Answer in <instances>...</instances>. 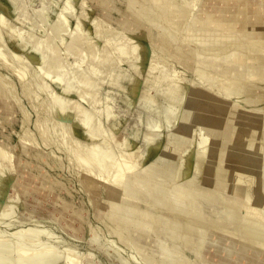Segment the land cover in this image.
<instances>
[{"label": "rangeland", "instance_id": "1", "mask_svg": "<svg viewBox=\"0 0 264 264\" xmlns=\"http://www.w3.org/2000/svg\"><path fill=\"white\" fill-rule=\"evenodd\" d=\"M150 1L149 4L151 3L153 6L157 4L158 8L161 5L165 7H161L159 12L164 11L166 8L172 9V4L178 3L180 7L188 8L191 16L181 26L175 20L178 12L175 13L174 11L172 13V21L166 19L168 16L165 13H160L161 15L158 14L159 21L152 23L143 14L148 4L140 5L133 0H0V18L2 19H0V22L4 20L1 22L2 26L4 24L2 27L4 42L1 47L8 48L10 52L12 51L11 53L16 56H13V58L15 62L17 61V65H20V63L24 64V62L29 65H23L25 68L28 67V70L25 69L24 73L22 71L21 74L15 66L12 68L13 71L11 70L10 67L14 65V61L9 65H4L5 67L1 65L2 63L0 64L1 76L3 75V78L9 80L16 91L10 97L12 100L10 108L12 109L4 110L0 108V143L8 146L6 149L13 155L8 164L13 161V166L15 167L13 170H9L6 167L0 171V176H4V179L10 176L9 183H6L5 180L0 181V216L4 212L5 214L8 213V211L3 212L4 209H2L6 205L14 206L18 219L27 215L31 217L30 213L35 214L34 217L32 215V218L38 219L34 221L40 223L36 227L31 224L33 225L31 227L38 229L41 225L42 228L48 225V229L52 230L54 236L59 237L60 240L78 243L80 246L79 251L82 253L85 263L90 261V264H114L106 254L117 257L115 255L116 250L128 258L131 255H139L141 257V252H146L145 248L147 246L150 249L149 256H156L158 251L154 250L155 247L152 246L154 241L160 239L171 242V229L168 226L169 224L163 219L162 224L157 227L159 231L157 233L152 231L154 221L161 218V216L157 217V215L161 214L152 211V209H149L150 206H145L146 203H143L141 205V215L145 219L146 226L150 227V235L142 240L141 244L144 248H141V250L138 251V248L136 250L134 248H125L129 238L132 236L122 237V239L120 237L121 234L112 233V229L104 222L108 212V206L105 203L109 195L107 190H105L107 182L104 181L105 179L98 178L92 185L86 182L84 173L79 171L80 166L77 157L81 156L80 152L85 151L92 143H102L107 135L108 150L111 151L107 154V159L110 160L111 158L112 161L115 160L116 162L121 161L123 152L134 151L139 148L138 150L143 156L141 162L137 164V168L135 165L132 169L141 171L144 168H148L149 164L155 162L157 164H167L174 166L178 170L177 176L181 172L186 171L187 176L190 178L196 176L198 179H193V181L199 183L200 180L204 179V173L198 169L197 175L195 167L199 160L198 153L205 145V143H202V139L208 138L206 144L209 146L212 139L220 140V138L215 136L216 131L212 133L209 131L206 121H202V117L208 114L207 111H195L196 108L194 106H197L198 100L203 94V92L198 94L199 91H196L198 87L199 90H205L204 92L209 94H217L218 92V96L221 98L223 96L229 102L240 105L243 111L253 113L256 109L264 110V103L257 105L248 104V101L254 99V97L256 99L263 95L264 91L262 89L242 94L234 93L224 88L222 90L218 84L221 78L219 76L220 73L211 75L210 73H198L196 70L198 63L201 64V61H196V53L199 52L202 56H210L211 54L222 56L223 54L220 52L222 48L207 46L194 35L190 37L187 34L188 29L190 26L193 29L194 26L195 29L193 30L198 32L206 23H210L209 25L212 26L220 24L221 21L218 19H210L209 21L207 15L214 13V10L228 8L230 6L229 3L224 4L222 3L223 0H174V3L173 0L172 2L170 0H157V3L156 0ZM215 14L216 17H219V13ZM233 16L237 17V13L234 12ZM100 27L104 32L101 33L102 37L98 36L101 30L99 29ZM188 36L194 38L192 39L193 41ZM122 39L126 40V44L128 43L131 49L127 47L124 49L120 45L117 48V43L121 42ZM87 42L89 44L93 43L91 47L94 48H90ZM105 45H107L108 49ZM96 47L99 49H95ZM124 50L125 52L129 51L125 53ZM56 52L58 53L57 58H55ZM91 53L96 55L94 62L89 60ZM51 56H54L52 58L54 59L53 61ZM111 56V61H113L109 63L106 59L110 60ZM103 59H105L104 61L107 64L103 62ZM95 63L98 65L103 63V65L97 68ZM219 68L217 67V70L221 71ZM15 70L18 73H15ZM49 70L52 71L50 72ZM80 75L84 78L82 79ZM85 75H90L93 80L96 79L92 81L90 80L91 78H88V81L95 82V86L93 87V83L92 87L95 95L97 94L95 102L91 104L89 103L90 101L81 98L76 91L79 87L78 85L83 80L86 81ZM167 75L169 78H167ZM162 78H164V82L160 83L159 80ZM77 80L78 83L76 82ZM138 82L140 90L136 91L138 93L136 94L132 88ZM194 83L196 87H194ZM167 86L170 91L166 94ZM162 92H165V94ZM77 101L81 108L78 112L73 111V106ZM156 103L158 104L156 105ZM61 106H65L63 107L64 109ZM92 106L93 108H91ZM164 109L167 110L165 111ZM191 110L193 112H190ZM92 113L93 115L95 114L98 124L100 123L96 129L97 133L94 132L95 136L86 135L85 132L89 114L91 115ZM187 121L189 122L188 126H184L183 123ZM57 122H60L61 126L63 123V128L66 126L70 132V137L66 138L67 141L58 135V133L62 134V132L59 131L61 127H59ZM234 122L237 121L234 119ZM257 124L254 122L249 126L251 129L260 131ZM154 129L160 135L148 141L146 135ZM226 129L229 130L228 127ZM186 132L191 134L188 135ZM262 132H264V128H262ZM25 134L28 136L25 137ZM175 136H178L179 140L174 139ZM76 139H81L83 142L81 140L77 142ZM21 140L26 143L24 148L22 147L24 143H20ZM248 145L246 146L247 149H251L252 146H258L263 151L262 156H260L261 160L257 161L256 165L264 164V141L255 140L249 142ZM103 148L106 149V147H102L100 152H102ZM165 149L167 151H164ZM77 151H80L78 153L80 154L79 156L75 153ZM231 153L236 158L234 153ZM34 154L38 155V158H43L47 164L38 162ZM51 160L58 162V164H54L52 161L57 173H55V170L54 172L51 171V168H53L51 166L52 163L50 164ZM257 167L259 170H263L261 167ZM5 172L7 173L5 174ZM105 174L103 172L101 174L102 177H106ZM161 174L165 177L167 176L166 174ZM51 184L56 185V187L61 185L57 194L51 193ZM72 195L76 197L74 200L78 203L77 207L81 208V213H75L73 208L65 211L64 217L70 222H74L75 219L83 222L82 228L84 232L81 231V234L78 235L74 234L70 227L68 228L70 224L68 220L60 221L59 219L51 218V213H54V209H58L57 207L60 208L64 203L69 202V197ZM207 205H205L206 209L209 210L212 217L219 214L220 211L214 210L212 206L208 205L209 208ZM212 210L214 211L211 212ZM24 214L26 215L24 216ZM6 215L3 216L4 220L7 221L11 218L12 213H10V218L8 214ZM25 218L28 219L27 217ZM0 222L1 228H4V225H6L5 221L0 219ZM119 230L122 231V229ZM94 232L100 235L102 241L100 244L104 250L91 246V244H94L92 242ZM134 234H137L136 230ZM48 235L46 234V236ZM171 244L174 245L173 242ZM177 250L178 248L174 247L173 251L175 254L171 256L165 253L158 255L165 261L173 263L177 256L184 255L178 253ZM135 251H138V253ZM209 251L206 252V256L212 257L214 249L210 247ZM60 252L62 251L60 250ZM183 252L191 260H195L196 255L193 254L191 248H185ZM15 255L17 253L12 254V256ZM200 257H202L201 254ZM198 259L195 260L194 264H199L196 263ZM129 264L152 263H143L138 258H133ZM177 264L181 263L177 262Z\"/></svg>", "mask_w": 264, "mask_h": 264}, {"label": "bare ground", "instance_id": "2", "mask_svg": "<svg viewBox=\"0 0 264 264\" xmlns=\"http://www.w3.org/2000/svg\"><path fill=\"white\" fill-rule=\"evenodd\" d=\"M133 1L140 5H144L145 3L146 5L148 4L143 14L152 23H156V21H159L158 14L160 13H165V15L168 16V18L165 16L166 19L168 21H172V13L174 11L175 13L178 12L176 14L175 20L177 24H180L181 26L186 21H188L191 16L190 10L186 7H180L178 3L172 4V9L166 8L167 10L165 9L164 11L159 12L161 7H165L161 5V7L158 8L157 4L155 3L154 4L156 5V7H154L155 5L153 6V4H149L150 0ZM152 1L153 0H151L150 2ZM170 1L172 2V0ZM222 3H229L230 6L225 9L220 8L221 10H214V13L207 15L209 21L210 19H218L219 21H221L220 24L212 26L209 25L210 23H206L201 27L199 31L196 29L198 32L193 30L195 29L194 26L193 29L191 28V26L188 29L187 34H189L190 37L194 35L198 40L202 41L207 46H217L222 48V50L220 51L223 54L222 56H216L214 54H211L210 56H202L201 53H196V61H201V64L197 62L198 67L196 68V70L198 73H210L211 75L213 73H220L219 76L221 78L218 84L219 88L222 90L224 88L231 92L240 94L258 89H262L264 91V0H223ZM234 12L237 13V17L233 16ZM215 13H219V17H216ZM1 22L0 64L2 63L1 65L4 66L6 64H11V62L14 61L13 56H16L13 55V53H11L12 51L10 52L8 48L1 47L4 42V38L2 36V27L4 26V24L2 26ZM196 28L198 27L196 26ZM99 29H101V27ZM16 30L18 31V29ZM102 30L103 29L99 31L100 33L97 32L99 33V35H97L100 37H102L101 33H104ZM149 31L151 30L149 29ZM190 39L192 40L194 38ZM91 44L93 43H88L90 48H94L91 47ZM127 44L126 40L122 39L121 42L117 43V48H119L120 45L124 49H126V47L128 49H131V47H129V44ZM106 46L107 45H105V47ZM95 49L98 50L99 48L96 47ZM133 51L135 53L134 49ZM57 54L58 53L56 52L55 58H57ZM69 54L72 55L70 52ZM53 57L54 56H51V59ZM115 57L113 58L115 59ZM89 58L91 62H94L96 55L91 53ZM101 58H103V56H101ZM111 59L112 56L110 60H106L110 63ZM53 60L54 59H52V61ZM104 60L105 59H103V62H106ZM16 62L14 61V65H11L12 67L9 66L11 70L15 66L19 73L21 72L22 74V71L24 73V70L28 68H25L24 64L27 63L23 61L24 64H21L19 62L20 65H17ZM96 65L97 68H100L99 66L103 65V63L100 65ZM27 66L29 65L27 64ZM217 67L221 71H218ZM52 68L54 67L52 66ZM18 72H16L15 70V73ZM88 76L85 77L86 81H80L81 83L80 85H78V89L75 90L78 92L81 98L90 101L89 103L91 104L95 102L97 94L95 95L93 89V87L95 86V82L88 81V78H91L90 75ZM81 78L83 79L84 77L81 76ZM167 78H169L168 75ZM90 80L95 81L96 79L93 80L91 78ZM76 82L78 83V80ZM159 82H164V78L160 79ZM93 83L94 85L92 87ZM194 87H196L195 83ZM168 89L166 90V94L168 91H170V89ZM132 90L133 92L135 91V93L136 91L140 90L139 82L132 88ZM196 91H199L198 94H201L200 92H203V94H201L203 97L200 96L201 98L200 100H198L197 106H194L196 108L195 111H207L208 114L202 117V121H206L208 123L209 131L211 133L216 131L217 133L215 134V136L220 138V140L212 139V141L209 143V146H207L206 144L208 138L202 139V143H205V145L203 149L200 150L198 153L199 160L195 167L196 173L198 172V169L202 171V173H204V179L200 180V182L203 181L202 183L193 181V179L198 178H196V176L190 178L189 176H187L186 171L181 172L179 176H177L178 170L174 166H169L167 164H157L155 162L149 164L148 168H144L141 171L132 169L135 165V167L137 168V164L141 162V158L143 155H141L140 150H138L139 148L134 151L131 150L128 152H123L121 161L119 160L116 162L114 159V161H112L111 158L110 160L107 159V154L111 152L108 150L109 145L107 135L106 138L103 139L102 143H92V145L89 144L91 146H88L85 151L75 152L77 154L79 152L81 153V156H79L80 154H76L77 156H79L77 157V161L80 166L79 171H82L84 173L85 179L87 180L86 182L88 184H94L97 178L102 180L105 179L104 181L107 182V187L105 188V190H107V193L109 195L108 198L105 200V203L108 206V212L106 214L104 222L112 229V233H119V235L121 234V238H127L128 236H132L129 238L127 245H125V248H134L135 250L138 248V251L141 250V248H144L141 244L142 240L146 239L150 235V227L146 226V222L144 221L145 219H143L141 215V205L143 203H146L145 206H150L149 209H152V211L161 214L157 215V217L161 216V218L156 219L154 221L152 231L156 233L159 231V228L157 227L162 224L163 219H165L166 223L169 224L168 226L171 229V242H167L165 240L160 239L154 241V244L152 246L155 247L154 250L158 251L156 256H149L150 254L148 253L150 249L147 248L148 246L145 248L146 252H141V257L139 255H131L128 258L123 254H120L119 251L116 250L115 255L117 257H113L114 255L106 254L108 258H111V261L114 262V264H129L130 260L133 258H138L139 260L143 261V263L150 262L152 264H177V262H180L181 264H194L197 258L199 259L196 263L199 264H264V164L256 165V163H258L257 161L261 160L260 156H262L263 151H261L258 146H252L251 149L246 148V146H249V142L255 140L264 141V132H262V128H264V110L256 109L253 111V113H249L243 111V108L240 107V105L229 102L228 100L223 98V96L222 98L218 96V92L217 94H209L204 92L205 90H199V87ZM12 93L15 94L16 91L13 88L11 82L3 78V75L1 76L0 73V108H3L4 110L12 109L10 108L12 106V100L10 98ZM163 94H165V92ZM262 94L263 95H260L256 99L254 97V99L248 101V104H263L264 92ZM167 97L169 96L167 95ZM157 104L158 103H156V105ZM91 108H93V106ZM73 109V111L76 112L81 110L78 101L76 102V104H74ZM87 112L89 111L87 110ZM190 112L193 111L191 110ZM94 115L93 113L91 115L89 114L87 128L85 129L86 135L95 136L94 132L97 133L96 129L100 123L98 124V120ZM234 119L237 122H234ZM254 122L258 123L257 125L260 128V131L251 129L249 125ZM188 123V121L184 122L183 125L188 126ZM57 124L59 125V127H61V130L59 129V131L62 132V134H59L57 132L58 135H60V138L66 140L67 137H70V132L67 130L66 126L65 129L63 128V123L62 126L60 122H57ZM227 127L229 128V130L226 129ZM187 134L189 135L191 133L189 132ZM158 135L160 134H158L156 129H154L147 133L146 139L149 141L150 139H153ZM27 136L28 135L25 134V137ZM174 139L179 140V137L175 136ZM224 139H228V141ZM79 140H77V142ZM81 142L83 141L81 140ZM20 143L23 144L24 142L21 140ZM25 144L26 143L23 144V148ZM102 147H106L107 149L106 150L105 148H103V153L100 152ZM6 148H8V146H5V144L0 143V171L2 169H5L6 167H8L7 169L9 170L15 169V167L13 166V161L8 164L10 159H12L13 155ZM164 151L167 150L165 149ZM231 152L234 153L236 158L231 155ZM34 156L37 157L35 159H37V161L41 164H47V162L43 160V158H38V155L35 154ZM52 161L53 160H51L50 164L52 163ZM53 163L58 164L56 160L53 161ZM52 164L51 166L53 168H51V171L54 172L55 170V173H57L55 165ZM257 166L261 167L263 170H259ZM103 172L106 173V177H102L101 174ZM6 173L7 172H5V174ZM161 173L166 174L167 176L165 177ZM3 177L0 176V181L5 180L6 183H9L8 181L10 176L5 179ZM172 180L176 181L172 182ZM60 186L61 185L56 187V185L51 184V193L57 194V192H59L58 188ZM75 198L76 197L72 195L71 197H69V202L64 203L60 208L57 207L58 209H54L55 211H53L54 213H51V218L55 220L59 219L60 221L68 220L64 217L66 213L65 211L73 208L75 213H81V208L77 207L78 203H76V200H74ZM207 204L210 207L212 206V209L220 211L219 214H217L215 217H212V215H210L211 213H209V210L206 209L205 205ZM2 209H4L3 212L8 211V213L6 214L9 215V218L11 216L10 213H12V216L10 219L6 217L7 219H9L7 221L4 220L3 216L6 215L5 212L4 214L2 212L3 218L2 216H0V219H2V221H5L6 223V225H4V228H1L0 225V264H90V261H87L86 263L84 262V258H82V253L79 251L80 246L78 243H69L64 240H60L59 237L54 236L52 230L48 229V225L46 226L47 228L45 227L46 229L42 228V225L38 227V229H34L36 225H39L40 222L37 223L38 221H34L38 219H33L32 213H30L31 217H28V215L25 216L26 214H24V216L28 219L23 216L22 217L25 219H23L22 217L18 219L13 205H6ZM214 210H212L211 212H213ZM31 224L35 225V227H31L33 226ZM82 226L83 222L79 219H75L74 222H70L68 228L70 227V230L73 231L74 234L76 233L78 235L81 234V231L84 232ZM119 229H122V231ZM135 230L137 231V234H134ZM46 234L49 235L46 236ZM93 235L94 237L92 238V242L94 244H91V246H93L94 248H99L100 250H104L103 246H101L100 244L102 243L100 235L97 232H94ZM172 242L174 245L171 244ZM174 247L178 248V253L184 254L183 256H177L175 262L169 263L164 259L160 258V256L158 255L161 253H165L171 256L175 254L173 251ZM210 247L214 249L212 257L206 256V252H210ZM185 248H191L193 254L196 255L195 260H191L190 257H187L185 255V253L183 252ZM60 250L62 252H60ZM138 251L135 252L138 253ZM16 253L17 255L12 256V254ZM200 254L202 255V257H200Z\"/></svg>", "mask_w": 264, "mask_h": 264}]
</instances>
